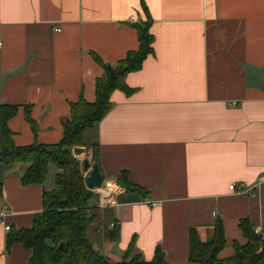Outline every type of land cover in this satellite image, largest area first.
Listing matches in <instances>:
<instances>
[{
  "label": "crops",
  "instance_id": "crops-1",
  "mask_svg": "<svg viewBox=\"0 0 264 264\" xmlns=\"http://www.w3.org/2000/svg\"><path fill=\"white\" fill-rule=\"evenodd\" d=\"M143 1L155 51L126 77L133 94L114 91L111 110L85 133L99 144L104 182L114 184L105 206L93 189L89 240L117 262L134 243L146 261L160 246L169 264H188L191 229L208 242L222 220L219 257H231L233 242L247 241L241 219L264 225V0ZM141 3L0 0V105L19 106L8 122L15 144L60 143L70 104L96 99L103 67L93 53L116 64L138 50ZM52 166L43 185L25 186L26 164H0V212L8 207L10 227L30 228L44 210L43 191L59 172ZM123 170L141 190L118 185ZM251 187L252 196L244 192ZM8 232L0 223V264H31L23 244L8 247Z\"/></svg>",
  "mask_w": 264,
  "mask_h": 264
},
{
  "label": "trees",
  "instance_id": "trees-1",
  "mask_svg": "<svg viewBox=\"0 0 264 264\" xmlns=\"http://www.w3.org/2000/svg\"><path fill=\"white\" fill-rule=\"evenodd\" d=\"M141 4L147 21L133 23L139 38L138 50H131L116 64L107 63L93 53L95 62L103 67L102 77L96 79V99L92 102L86 101L82 96L70 104L71 113L63 123L60 143L35 142L30 146H18L13 141V132L8 122L18 113L19 106L0 105V164H26L27 171L21 179L25 186L43 185L51 164L59 169L54 189L43 191L44 210L36 215L33 225L18 230L10 227L7 235L6 243L9 248L21 243L31 251V264H169L160 246L157 247L154 258L146 261L133 243L118 262L102 255L94 247L88 236L93 220L90 207L98 197L94 188H89L85 182L82 163L72 154L74 147L82 146L93 153V162L99 163V144L88 141L85 133L89 128L97 126L111 110V96L114 91L119 89L129 96L133 94L135 89L127 85L126 77L131 72L141 70L145 59L155 51V36L150 30L153 20L143 0ZM25 111L28 123L36 131L37 126L31 117L30 106H26ZM116 182L129 191L142 189L130 181L127 170L121 172ZM239 222L242 235L247 241L245 244L233 242L235 254L224 259L219 257L227 245L222 220H216L212 239L208 242L199 238L195 228L191 229L188 264H264V225L263 232L257 234L255 225L248 219H241ZM116 235L117 231L111 234L114 238Z\"/></svg>",
  "mask_w": 264,
  "mask_h": 264
},
{
  "label": "built area",
  "instance_id": "built-area-1",
  "mask_svg": "<svg viewBox=\"0 0 264 264\" xmlns=\"http://www.w3.org/2000/svg\"><path fill=\"white\" fill-rule=\"evenodd\" d=\"M130 20L134 21V18L131 17ZM57 30L59 31L60 28H57ZM0 47H2V40H0ZM82 166H83V163H82ZM104 183H106L105 188L99 189L100 190V193H99L100 206H105L106 204H110L111 203V199H112V194L114 192V190H113L114 184L112 182L105 181ZM110 184L112 185V187H110ZM237 189H238V187L236 185H234V184L230 186V190H234L235 191ZM254 190H255V187H251L250 189L245 190L244 192L248 193V194H250L252 196L255 193V192H253ZM149 204L152 207H157L159 205L158 202H154V201H149ZM8 215H9L8 214V207L4 206L2 211L0 212V223L2 225H4V228L7 231H10L11 230L10 229V225L6 221ZM255 232L257 234L262 233L263 232V226L262 225L256 226L255 227Z\"/></svg>",
  "mask_w": 264,
  "mask_h": 264
},
{
  "label": "water",
  "instance_id": "water-1",
  "mask_svg": "<svg viewBox=\"0 0 264 264\" xmlns=\"http://www.w3.org/2000/svg\"><path fill=\"white\" fill-rule=\"evenodd\" d=\"M86 148L82 146H76L72 150V154L74 156H81L85 155ZM83 168L86 171H90L89 175L86 177V183L89 188H105L106 183H104V178L101 172V168H99V165L97 162H90L88 158H85L83 160ZM64 243H62L61 247L63 248Z\"/></svg>",
  "mask_w": 264,
  "mask_h": 264
},
{
  "label": "rangeland",
  "instance_id": "rangeland-1",
  "mask_svg": "<svg viewBox=\"0 0 264 264\" xmlns=\"http://www.w3.org/2000/svg\"><path fill=\"white\" fill-rule=\"evenodd\" d=\"M92 154H93L92 152L88 151V154L86 152L85 155L77 156V158L80 160L81 163H83V160L85 158H88L90 160V162L92 163L93 162V160H92ZM52 167H55V166H52ZM55 168H53V169H55Z\"/></svg>",
  "mask_w": 264,
  "mask_h": 264
}]
</instances>
